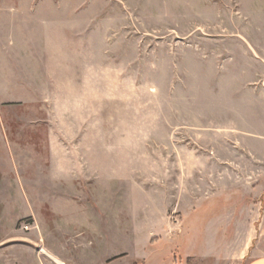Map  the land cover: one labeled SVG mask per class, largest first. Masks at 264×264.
Listing matches in <instances>:
<instances>
[{"label":"rangeland","instance_id":"obj_1","mask_svg":"<svg viewBox=\"0 0 264 264\" xmlns=\"http://www.w3.org/2000/svg\"><path fill=\"white\" fill-rule=\"evenodd\" d=\"M234 3L12 0L41 20L0 61V264L264 253V93L233 78Z\"/></svg>","mask_w":264,"mask_h":264},{"label":"crops","instance_id":"obj_2","mask_svg":"<svg viewBox=\"0 0 264 264\" xmlns=\"http://www.w3.org/2000/svg\"><path fill=\"white\" fill-rule=\"evenodd\" d=\"M234 1V9L242 17H236L238 20L230 23V27L232 30L248 31L249 34L237 35L230 40L233 78L238 79L236 86L240 92L251 95L255 91L264 93V0ZM30 11L26 6L12 4V0H0V44L5 46V49L0 46V61L8 62L16 58L11 49L15 45L23 44L29 20H41L37 15L30 14ZM21 54L18 52L17 55ZM14 75L13 72L12 76ZM243 264H264V253H253Z\"/></svg>","mask_w":264,"mask_h":264},{"label":"bare ground","instance_id":"obj_3","mask_svg":"<svg viewBox=\"0 0 264 264\" xmlns=\"http://www.w3.org/2000/svg\"><path fill=\"white\" fill-rule=\"evenodd\" d=\"M40 254L45 256L46 258H49L51 261H53L55 264H63L61 261H59L56 257L52 256L49 252H46L44 249L40 251Z\"/></svg>","mask_w":264,"mask_h":264},{"label":"built area","instance_id":"obj_4","mask_svg":"<svg viewBox=\"0 0 264 264\" xmlns=\"http://www.w3.org/2000/svg\"><path fill=\"white\" fill-rule=\"evenodd\" d=\"M41 250H42L41 248L38 250V254H40V251H41Z\"/></svg>","mask_w":264,"mask_h":264},{"label":"water","instance_id":"obj_5","mask_svg":"<svg viewBox=\"0 0 264 264\" xmlns=\"http://www.w3.org/2000/svg\"><path fill=\"white\" fill-rule=\"evenodd\" d=\"M63 264H65V263H63Z\"/></svg>","mask_w":264,"mask_h":264}]
</instances>
